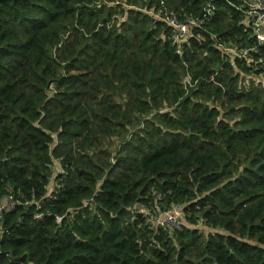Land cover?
Segmentation results:
<instances>
[{
  "label": "trees",
  "instance_id": "1",
  "mask_svg": "<svg viewBox=\"0 0 264 264\" xmlns=\"http://www.w3.org/2000/svg\"><path fill=\"white\" fill-rule=\"evenodd\" d=\"M246 7L0 0V264H264V43ZM158 11L205 21L182 55ZM176 207L179 228L157 222Z\"/></svg>",
  "mask_w": 264,
  "mask_h": 264
},
{
  "label": "built area",
  "instance_id": "2",
  "mask_svg": "<svg viewBox=\"0 0 264 264\" xmlns=\"http://www.w3.org/2000/svg\"><path fill=\"white\" fill-rule=\"evenodd\" d=\"M243 1L247 6L246 9H244V16L247 18L248 22L252 23L256 42L262 44L264 43V0H243ZM161 4L163 5V3ZM210 13L211 10L208 11V15H210ZM155 16L169 26L170 28L169 38L176 52L179 55L183 54V50L186 47V45L189 43V39L191 38L192 34L195 33V30L201 29L205 23V21L202 18L201 19L190 18L189 20L183 21L172 11H158L157 13H155ZM196 35L199 38V40L202 39L201 33L197 32ZM223 47L226 51H230L234 53V55H237L240 58L249 57L250 53L253 52L258 53L259 51V49H257L256 47L244 48V49H238L237 47H228L226 43L223 44ZM14 204L15 202L11 197L6 198L2 203H0V222L2 220L3 211L5 209L13 208ZM166 212H168L167 217H164L163 215H159L156 219L157 222L163 226L169 225L179 228L181 224L180 219H181L182 211L178 210V207H176L173 211H166ZM36 217L39 218L41 217V215L37 214Z\"/></svg>",
  "mask_w": 264,
  "mask_h": 264
},
{
  "label": "rangeland",
  "instance_id": "3",
  "mask_svg": "<svg viewBox=\"0 0 264 264\" xmlns=\"http://www.w3.org/2000/svg\"><path fill=\"white\" fill-rule=\"evenodd\" d=\"M59 171H60V169H59ZM54 187H55V184H53V186L51 187V190H52ZM161 215H163L164 217H167V215H168V212H165V213H163V214H161ZM180 222H181V223H183V222H184V217H183V214L181 215ZM199 226H200V227H203L202 225H199Z\"/></svg>",
  "mask_w": 264,
  "mask_h": 264
}]
</instances>
